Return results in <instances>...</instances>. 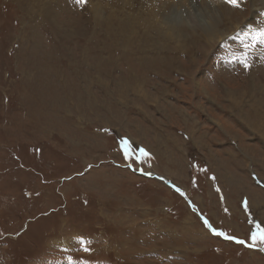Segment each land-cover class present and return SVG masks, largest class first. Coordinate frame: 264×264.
<instances>
[{
  "label": "rangeland",
  "instance_id": "rangeland-1",
  "mask_svg": "<svg viewBox=\"0 0 264 264\" xmlns=\"http://www.w3.org/2000/svg\"><path fill=\"white\" fill-rule=\"evenodd\" d=\"M129 1L0 0V264H264V0Z\"/></svg>",
  "mask_w": 264,
  "mask_h": 264
},
{
  "label": "bare ground",
  "instance_id": "bare-ground-1",
  "mask_svg": "<svg viewBox=\"0 0 264 264\" xmlns=\"http://www.w3.org/2000/svg\"><path fill=\"white\" fill-rule=\"evenodd\" d=\"M177 0H162V5L158 6V7H154L152 6L151 7V13L152 15L154 16V18L156 20H160L161 22V25L162 27H164L165 25L169 24L171 18H172V14H171V10H172V7L174 8L175 7V10L179 9V4L176 2ZM181 1H186V0H181ZM125 3L129 4L132 3L130 2L129 0H124ZM41 3V2H40ZM161 2L159 0H151L150 1V4L151 5H157V4H160ZM99 8V9H98ZM49 9L50 8H47V12L49 13ZM101 9V6L98 4L96 7H95V13H99V10ZM181 10H184V6L181 5ZM43 13V12H42ZM206 18V16H204ZM181 18V17H180ZM201 16H196L194 18H192L191 20V24H192V29H198L199 27H201ZM126 19L128 21H133L136 19V17L129 12V14L127 15ZM176 20V19H175ZM172 23V22H171ZM96 27V26H95ZM98 29V28H97ZM142 47V46H141ZM146 47V46H145ZM147 47H148V44H147ZM56 76V75H55ZM50 77V76H49ZM52 80V79H51ZM44 81V80H43ZM49 83V82H48ZM246 83V82H245ZM228 93V92H227ZM231 93V92H230ZM229 93V94H230ZM252 94V93H250ZM247 95V94H246ZM231 96V95H229ZM246 97V96H245ZM252 98V97H251ZM151 99V98H150ZM254 99V97H253ZM264 99V98H262ZM260 99V100H262ZM231 104V103H230ZM253 104L254 106L256 107L257 104H258V101L257 102H254L253 101ZM255 111L258 112V115H255L254 117H257V116H260V122L258 124H255V122H251V116L249 115H246L244 116V120L246 121L245 125L247 126L248 125V129H251V132H255V133H258V131L256 129H259V133L261 135V137L264 139V110H260L258 108H254ZM243 122V121H242ZM264 141V140H263Z\"/></svg>",
  "mask_w": 264,
  "mask_h": 264
},
{
  "label": "snow or ice",
  "instance_id": "snow-or-ice-1",
  "mask_svg": "<svg viewBox=\"0 0 264 264\" xmlns=\"http://www.w3.org/2000/svg\"><path fill=\"white\" fill-rule=\"evenodd\" d=\"M75 3L78 5H85L87 3V0H75ZM226 3H228L229 5L233 6V7H240L241 6V0H226ZM247 35L250 37L251 39V44H245L244 47L245 48H249L252 47L256 44H264V27H259L249 33H247ZM244 66L248 67V63L246 61V59L243 61ZM128 141H125V144H127ZM126 157L128 156V153H125ZM141 155L142 156H148L149 153H147L145 150L141 149ZM205 224L211 228V224L205 220ZM214 232H216L215 229H213ZM217 235H222L225 236L228 239H233V240H237L236 237H227L225 233L222 232H216ZM251 240H252V244L250 245L251 247H256L258 244H264V228H261V226L259 224L256 225V231H253L251 233ZM238 243H245V241H240L237 240ZM86 251H90V249L85 248Z\"/></svg>",
  "mask_w": 264,
  "mask_h": 264
},
{
  "label": "crops",
  "instance_id": "crops-1",
  "mask_svg": "<svg viewBox=\"0 0 264 264\" xmlns=\"http://www.w3.org/2000/svg\"><path fill=\"white\" fill-rule=\"evenodd\" d=\"M231 177V176H230Z\"/></svg>",
  "mask_w": 264,
  "mask_h": 264
}]
</instances>
